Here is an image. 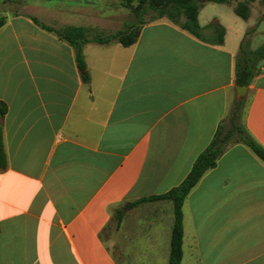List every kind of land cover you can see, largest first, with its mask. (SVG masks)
Masks as SVG:
<instances>
[{
  "label": "crops",
  "instance_id": "crops-1",
  "mask_svg": "<svg viewBox=\"0 0 264 264\" xmlns=\"http://www.w3.org/2000/svg\"><path fill=\"white\" fill-rule=\"evenodd\" d=\"M54 1L0 26V264H121L111 244L124 251L128 235L132 253L168 264L172 202L136 201L178 185L229 115L240 42L226 31L223 44L204 42L166 18L127 46L88 34L85 81L74 47L41 24L110 34L127 23L87 24L94 1L86 12ZM241 98V123L264 150V72ZM182 227L180 264H264V159L230 143L188 192Z\"/></svg>",
  "mask_w": 264,
  "mask_h": 264
},
{
  "label": "trees",
  "instance_id": "trees-1",
  "mask_svg": "<svg viewBox=\"0 0 264 264\" xmlns=\"http://www.w3.org/2000/svg\"><path fill=\"white\" fill-rule=\"evenodd\" d=\"M202 1V2H199ZM226 3L228 0H120L122 6L126 7L136 18L137 23H131L121 30L110 34H97L92 39L99 43H107L117 40L127 46L134 43L139 34L140 25L149 21H143L142 16L149 11H155L158 17L165 16L167 19L177 24L183 30L191 33L198 39L214 44H223L225 29L217 21H212L206 25V30L200 27L198 22V10L203 2ZM134 2L136 4L134 5ZM235 14L246 20L248 10L246 5L238 4L233 8ZM184 17V20H180ZM34 21H38L33 18ZM4 18L0 20V26ZM44 28L51 30L48 27ZM52 31V30H51ZM90 29L86 27L67 26L55 31V33L66 39L75 50L76 62L82 73V78L89 81V75L85 66L82 54L83 44L89 40L87 38ZM264 58V42L255 50H246L241 44L238 58L234 62V79L236 85L247 86L259 73L257 59ZM243 99L236 98L232 104L229 115L218 125V128L207 147L199 153L194 160L192 167L185 178L175 187L159 195L144 197L136 203L154 200H170L173 204L174 221L170 238V254L168 264H180L182 256V204L188 192L198 182L200 177L208 169L215 166L218 157L230 145V143L242 142L246 144L254 153L264 159V150L247 133L241 123ZM6 112V104L0 100V119ZM6 158L3 147L2 125L0 120V167H5ZM118 222L122 218V211L118 210Z\"/></svg>",
  "mask_w": 264,
  "mask_h": 264
},
{
  "label": "rangeland",
  "instance_id": "rangeland-1",
  "mask_svg": "<svg viewBox=\"0 0 264 264\" xmlns=\"http://www.w3.org/2000/svg\"><path fill=\"white\" fill-rule=\"evenodd\" d=\"M36 1L42 0H0V20L5 19L6 16L19 14V13H31L32 6L36 3ZM94 1L93 8L89 10V14H81L80 16L85 17L83 22L91 25H100L105 24L108 25L110 21V16L113 18L119 19L121 21L120 27H123L124 23L131 24L133 21L137 23V18L124 6H122L120 0H87ZM202 2V1H199ZM56 3L54 0L47 1L44 3L46 9L44 11L52 8V5ZM136 2H134V5ZM238 4H244L248 10V17L246 20L237 16L232 7L234 8ZM81 11L86 12L84 0L81 2ZM92 13V14H91ZM135 18V19H134ZM161 18H166L165 16L158 17L157 12L149 11L146 12L142 16L143 21L149 20H160ZM198 20L201 21V24L206 30L204 26L207 22L210 23L212 21H217L219 24L223 26L226 31V37L228 44L235 45L236 42H240V44L249 51L257 49L264 42V0H228V4H221L216 2H203L198 10ZM83 20V19H82ZM180 20H184V17H180ZM38 21V20H37ZM39 23V21H38ZM119 22L112 23L113 25H117ZM41 24V23H40ZM44 25L45 27L50 28L52 31H56L58 29L67 27H58V26H50ZM125 25V26H126ZM111 26V25H110ZM73 27H82V26H73ZM121 30V29H119ZM94 37L97 34H102L100 32L90 31L88 33ZM87 35V38L88 36ZM239 50L236 53L235 59L238 58ZM257 68L259 72H264V58L261 60L257 59ZM154 201H163V200H154ZM153 201V202H154ZM173 205V204H172ZM133 206L128 209H125V212H131L133 210ZM115 223L112 222L109 224L106 229L102 233V237L109 241L110 239L115 237L116 229L114 228ZM128 235V233H125ZM125 237V236H123ZM130 236L126 237L124 242L125 250H121L118 245L111 244V250L114 252V255L118 262L121 264H165V262H161L160 258H152L148 259L146 254L142 256L143 252H138L135 255V252L132 253L131 249L135 247V243L130 241ZM130 244H132V248H130ZM143 246L140 245L139 250H142ZM127 255V257L125 256ZM141 255V256H138ZM125 256V257H124Z\"/></svg>",
  "mask_w": 264,
  "mask_h": 264
},
{
  "label": "water",
  "instance_id": "water-1",
  "mask_svg": "<svg viewBox=\"0 0 264 264\" xmlns=\"http://www.w3.org/2000/svg\"><path fill=\"white\" fill-rule=\"evenodd\" d=\"M247 86H242V85H236L235 90H236V97L241 98L244 96L246 92Z\"/></svg>",
  "mask_w": 264,
  "mask_h": 264
}]
</instances>
